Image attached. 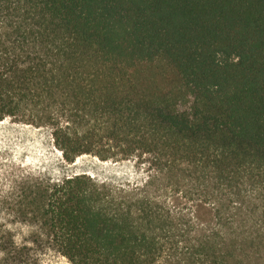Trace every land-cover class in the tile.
I'll return each mask as SVG.
<instances>
[{
  "label": "trees",
  "instance_id": "trees-1",
  "mask_svg": "<svg viewBox=\"0 0 264 264\" xmlns=\"http://www.w3.org/2000/svg\"><path fill=\"white\" fill-rule=\"evenodd\" d=\"M6 119L146 179L0 157V264H264V0H0Z\"/></svg>",
  "mask_w": 264,
  "mask_h": 264
},
{
  "label": "rangeland",
  "instance_id": "rangeland-1",
  "mask_svg": "<svg viewBox=\"0 0 264 264\" xmlns=\"http://www.w3.org/2000/svg\"><path fill=\"white\" fill-rule=\"evenodd\" d=\"M0 157L54 178L86 173L97 181L115 185L135 184L146 179V171L137 166L134 160L103 161L95 156L83 155L68 163L54 146L49 128H35L8 119L0 121ZM13 228L20 239L30 236L31 228L22 225H14ZM38 258V264H72L49 248L40 249Z\"/></svg>",
  "mask_w": 264,
  "mask_h": 264
}]
</instances>
